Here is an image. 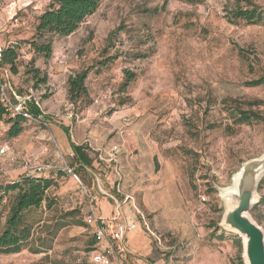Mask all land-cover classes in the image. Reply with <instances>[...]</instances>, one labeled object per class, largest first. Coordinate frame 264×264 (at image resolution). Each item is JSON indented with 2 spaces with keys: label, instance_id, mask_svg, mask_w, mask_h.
I'll return each instance as SVG.
<instances>
[{
  "label": "rangeland",
  "instance_id": "1",
  "mask_svg": "<svg viewBox=\"0 0 264 264\" xmlns=\"http://www.w3.org/2000/svg\"><path fill=\"white\" fill-rule=\"evenodd\" d=\"M51 1L0 0V44L17 53L10 83L43 112L15 138L2 117L0 185L44 166L40 178L53 182L27 213L31 238L0 264H92L85 217L104 205L109 220L137 225L124 264H246L242 237L223 223L233 177L264 156V86H247L264 77V20L232 13L264 14V0H103L52 39L45 60L29 42ZM82 75L85 92L71 95L69 79ZM64 130L93 170L73 174ZM253 196L248 216L264 234V176ZM13 198H0V231Z\"/></svg>",
  "mask_w": 264,
  "mask_h": 264
},
{
  "label": "trees",
  "instance_id": "2",
  "mask_svg": "<svg viewBox=\"0 0 264 264\" xmlns=\"http://www.w3.org/2000/svg\"><path fill=\"white\" fill-rule=\"evenodd\" d=\"M103 0H52L46 10L37 18L35 33L29 42V46L36 53L47 60L51 55V41L54 37H65L73 34L78 27L91 15H93ZM250 9L237 8L233 11L232 17L235 20H243L246 23L258 24L264 20V14L257 11L253 5ZM17 58L16 48L5 49L3 52L2 65L7 70H11ZM38 73V71H34ZM37 78V77H35ZM134 78L132 73H125L126 82ZM84 75L74 79H69V93L78 95L83 89ZM46 82V76L40 83ZM14 89L16 88L12 85ZM247 86H264V77L250 81ZM19 95L20 93L15 89ZM29 114L33 117L40 115V110L34 105L29 107ZM3 116L9 117L10 127L6 133L8 138H15L22 132V124L27 122L23 116L10 117L5 108L0 104V121ZM239 123L246 122L250 117L238 113ZM67 132V130H65ZM72 152L71 165L75 166L74 175L84 172L86 169L93 170L94 158L90 156V151L84 145L70 143ZM51 179L40 178V176H24L20 180L0 185V198L7 194H13L5 225L0 231V254H17L32 236L31 225L28 224L27 213L32 209L39 208L47 201V192L52 187ZM93 239V237H92ZM94 243V240H93ZM94 250V245L93 249ZM91 251V252H92ZM91 254V253H90ZM90 259V255H89Z\"/></svg>",
  "mask_w": 264,
  "mask_h": 264
},
{
  "label": "built area",
  "instance_id": "3",
  "mask_svg": "<svg viewBox=\"0 0 264 264\" xmlns=\"http://www.w3.org/2000/svg\"><path fill=\"white\" fill-rule=\"evenodd\" d=\"M4 47L0 44V104L5 108L8 115L12 118L23 116L27 121L37 122L43 118V112L40 111L38 117L29 114V107L34 105L39 109V105L34 101L31 91L19 95L10 83L8 70L3 67L2 59ZM43 126L47 127L45 123ZM7 149L0 147V158L6 155ZM49 166L37 167L30 174L31 176H39ZM64 168L70 174L72 170L64 165ZM29 176V175H27ZM74 178L78 181L77 177ZM86 226L91 229L94 240V250L90 254V262L92 264H124L128 254L125 245L126 237L136 231L137 225L134 222L114 221L113 224L109 219L102 218L91 206L85 217Z\"/></svg>",
  "mask_w": 264,
  "mask_h": 264
},
{
  "label": "water",
  "instance_id": "4",
  "mask_svg": "<svg viewBox=\"0 0 264 264\" xmlns=\"http://www.w3.org/2000/svg\"><path fill=\"white\" fill-rule=\"evenodd\" d=\"M236 179L235 190L227 194L231 208L224 216V229L244 238L243 258L246 264H264V234L248 216L254 203L256 185L264 176V156L246 163Z\"/></svg>",
  "mask_w": 264,
  "mask_h": 264
},
{
  "label": "crops",
  "instance_id": "5",
  "mask_svg": "<svg viewBox=\"0 0 264 264\" xmlns=\"http://www.w3.org/2000/svg\"><path fill=\"white\" fill-rule=\"evenodd\" d=\"M64 132H65V130H64ZM65 134V137H66V139L68 140V144H69V148H70V143H73L71 140H70V136L65 132L64 133ZM70 150H71V148H70ZM104 208L106 209L105 210V213H103V214H100L101 215V217L102 218H106V219H108L106 216H107V211H108V207H106L105 205H104ZM99 215V214H98ZM99 215V216H100ZM111 222H112V224H113V222L114 221H119V222H123V221H121L120 220V218H118V215L117 216H115L113 219H111L110 220ZM124 222H132L131 220H127V221H124ZM126 239H127V237H126ZM125 239V240H126ZM125 245H126V241H125ZM126 247H127V245H126ZM129 253V252H128Z\"/></svg>",
  "mask_w": 264,
  "mask_h": 264
},
{
  "label": "bare ground",
  "instance_id": "6",
  "mask_svg": "<svg viewBox=\"0 0 264 264\" xmlns=\"http://www.w3.org/2000/svg\"><path fill=\"white\" fill-rule=\"evenodd\" d=\"M240 172H241V170H240ZM240 172H238L235 176L237 177V176H239L241 173ZM232 181H233V191L235 190V185H236V179L233 177V179H232ZM225 205H226V208L229 210L230 208H231V206H232V203H231V201L226 197V199H225ZM243 239V241H244V238H242Z\"/></svg>",
  "mask_w": 264,
  "mask_h": 264
}]
</instances>
